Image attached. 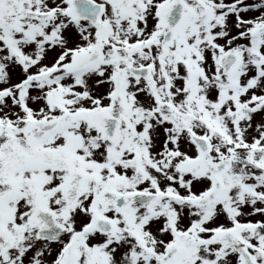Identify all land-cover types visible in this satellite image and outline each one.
<instances>
[{"label":"snow or ice","instance_id":"1","mask_svg":"<svg viewBox=\"0 0 264 264\" xmlns=\"http://www.w3.org/2000/svg\"><path fill=\"white\" fill-rule=\"evenodd\" d=\"M0 264H264V0H0Z\"/></svg>","mask_w":264,"mask_h":264}]
</instances>
